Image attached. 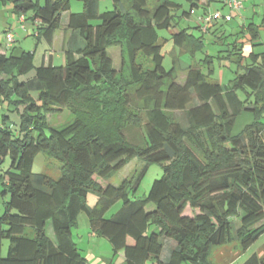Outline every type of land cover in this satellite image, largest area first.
I'll use <instances>...</instances> for the list:
<instances>
[{
  "label": "trees",
  "instance_id": "16d2710c",
  "mask_svg": "<svg viewBox=\"0 0 264 264\" xmlns=\"http://www.w3.org/2000/svg\"><path fill=\"white\" fill-rule=\"evenodd\" d=\"M81 1L83 11L69 13L68 25L85 44L67 50L63 65H41L23 80L34 68V52L0 53V101L21 114L16 133L9 115L0 121V165L11 158L0 175L10 193L0 216V264H91L73 233L83 212L114 254L124 251L126 264H215L213 248L234 240L246 251L264 234V51H252L251 63L236 70L229 84L210 81L197 65L187 67L181 84L176 62L164 67L162 49L170 39L184 52L204 46L203 35L180 24L201 0H186L190 9L181 15L174 0H128L125 11L119 8L123 0H113L114 9L102 13L101 0ZM0 2L38 22L37 38L49 45L71 9V0ZM258 28L248 25L253 41ZM164 29L174 30L170 39L160 38ZM113 46L123 51L119 73L108 52ZM237 54L242 66L243 55ZM141 55L152 68L140 62ZM64 109L74 119L62 128L51 126L48 115ZM244 110L256 118L234 135ZM131 127L144 130L143 145L128 139ZM40 153L62 163L58 179L34 172ZM135 158L143 162L137 175L104 186ZM152 164L164 165V174L144 198H132ZM89 192L100 196L93 207ZM119 200L121 208L105 217ZM164 238L177 243L167 260ZM4 239L10 242L6 257ZM244 264H264V255L254 253Z\"/></svg>",
  "mask_w": 264,
  "mask_h": 264
},
{
  "label": "rangeland",
  "instance_id": "374dc122",
  "mask_svg": "<svg viewBox=\"0 0 264 264\" xmlns=\"http://www.w3.org/2000/svg\"><path fill=\"white\" fill-rule=\"evenodd\" d=\"M181 4V9L178 15H181L183 11H188L190 5L186 0H174ZM243 2V8L239 11H231V9L224 5V0H218L211 3L208 8L211 11H221L222 14L226 15L233 13V19L230 22H226L224 19L219 21V25L214 28L217 24L210 27L207 33H203L197 25L196 17L203 13V7L196 9L195 13L191 14L190 18H183L180 22L182 27H190L189 30L196 36L203 35L204 46L194 53L184 52L178 47H175L173 41L170 39L172 30H159L160 38H168L163 45L162 52L165 56L164 67L169 70L173 67L174 62L179 68L178 83H184L187 74V67L189 65H197L207 75L210 81H218L223 85L229 84V82L235 77L236 70L243 71V65L251 63L249 54L252 51L262 52L264 51V0H241ZM154 2L150 3L153 6ZM119 8L123 11L129 9L128 0H123L119 5ZM8 5H4L0 2V51L7 52V55L14 54V52L20 51H32L34 52V68L27 75L23 76V80L31 79L35 75L37 67L43 65V55L50 52V46L44 38L38 39L32 29L28 28L30 20L21 24L18 22L16 14L12 15ZM114 9L113 0H101L99 4V12H105ZM83 10V2L81 0H71L70 12L63 15L62 23L67 22L69 13ZM8 11V12H6ZM6 20H10L13 24L11 28L15 35V41L12 46H8L6 35H7V24ZM250 22H254L259 25V37L256 41H253V35L248 29ZM98 23V21H93ZM62 25V27H63ZM64 30H61L58 37L61 38ZM71 41L68 39V43ZM58 43V42H57ZM259 43V44H257ZM241 48L236 50L235 45ZM56 48L57 45L55 46ZM118 47H113L111 53L113 56V50L116 58V64L118 67V73L122 72L123 69V51L122 49L116 50ZM60 52V51H59ZM237 53H242L243 59L241 65L236 62L238 58ZM240 57V56H239ZM140 62H143L149 68H152V62L146 57L140 56ZM66 61L62 54L54 56V63L61 64ZM47 62V61H46ZM48 63V62H47ZM3 76V75H2ZM1 76V77H2ZM32 95L37 97V91L33 89ZM239 95L242 100H245V92L239 90ZM22 110V108H20ZM65 111V112H64ZM4 114H8L9 118L7 122L11 126L12 130L16 133L19 131L21 123V114L18 110H13V107L8 104L7 101H0V121ZM59 114L58 118L57 115ZM180 113H178V116ZM49 122L52 125L59 126L62 128L68 121L71 122L74 116L70 109H64L59 113H52L48 115ZM255 114L248 110H244L237 115L235 125L232 133L237 135L241 133L248 124H251L255 120ZM68 122V123H69ZM128 139L134 143L143 145L144 141V130L141 127H131L126 130ZM11 158L8 156L6 160L0 165V175L10 167ZM62 163L58 160L49 157L45 153H40L34 162V172L39 173L45 171L52 178L58 179L61 174ZM143 169V162L139 159H133L126 167H124L119 173L114 175L109 181H106L104 186L112 184L115 186L120 185L125 179L132 178L137 175ZM164 174V165L152 164L147 173L145 174L138 190L135 195H131L132 198H144L150 191L153 182L161 178ZM6 190V191H5ZM99 194L96 192H89L87 202L90 207H93L99 201ZM10 199V193L7 191V186L0 181V216L4 214L6 210V203ZM122 206V201H117L105 214V217L110 218L115 214ZM153 206V205H152ZM236 227L240 225V220L235 218L232 220ZM91 231L89 219L86 213H81L78 218L77 226L73 227V233L75 240L79 239V236L86 234ZM47 233L50 237H54V231L51 222L47 224ZM83 236V235H82ZM104 239V238H103ZM107 243V248H112L111 244L107 239H104ZM9 240H3L2 255L6 257L8 255ZM86 240L80 243V247L84 248ZM94 256L101 253L105 258L110 253L106 247H99L94 250ZM169 248L163 251V258H167L169 254ZM254 253L259 256L264 255V234L250 246L246 251L241 250L239 242L234 240L225 246L214 247L212 250V259L215 264H244ZM84 255V253H82ZM85 256V255H84ZM86 257V256H85ZM88 258V257H87ZM105 263H109V259H105Z\"/></svg>",
  "mask_w": 264,
  "mask_h": 264
},
{
  "label": "crops",
  "instance_id": "0c3cea01",
  "mask_svg": "<svg viewBox=\"0 0 264 264\" xmlns=\"http://www.w3.org/2000/svg\"><path fill=\"white\" fill-rule=\"evenodd\" d=\"M5 5H8L9 8H11V10L8 9V11L11 12L12 15L13 14L15 15V13L13 12V9H12V5L9 4V3L5 4ZM208 6H209V4H207L206 0H201V6L199 8L203 7V12H206L207 10H209ZM199 8H197V9H199ZM8 11H6V12H8ZM82 11L83 10L72 12V13H80ZM16 17H17L18 22H20V16L16 15ZM196 19H197V17H196ZM6 21H8V20H6ZM28 21H26V22H28ZM68 22H69V17L67 19V22L64 23V25L62 23L60 28L55 32L53 43L51 45L48 44L50 46V52L48 54L45 53L43 55V65H45V66H48L49 64H53V65H56V66L63 65L64 61L61 64L54 63L53 62L54 61V56H56L57 54L60 53V54H62L65 57V52L67 50H74L75 51V50H77L79 48H82L84 46L85 39L83 38V36L81 35V33L79 31H77V30L74 31L73 29H71L69 27V25H68ZM6 24L8 26L7 30H6V32H7L8 30H10L13 27V24L10 22V20L8 22H6ZM216 24L217 25L214 28H216L220 23H216ZM28 25H29L28 28L32 29L34 31V33H35V36L37 37V33H38L37 32V28H38V25H39L38 22L30 21V23ZM62 25H63V27H62ZM197 26H198V23H197L196 27ZM61 30H64V33H63L62 37L59 38L58 34H59V32ZM173 33H174V30H172L171 35ZM68 39L71 40V41H69V43L67 42ZM56 45H57L58 48L55 47ZM113 47H118L116 50L122 49L120 46H113ZM113 47H110L108 49V52H109L110 57L112 58L114 68L116 70H118V67H117V64H116V61H115L116 60L115 54H117V53H114L115 50H113V56H112V53H111V49ZM23 51L18 50L17 52H14V54H20ZM0 53L7 55V52L0 51ZM58 116H59V114L57 115L56 118H58ZM50 125L54 126V127H57V126L52 125V124H50ZM82 235L79 236V239L76 240V242H77L78 247L81 250V252L84 253V255L86 257H88V259H89L91 264H126L124 251H120L119 253L114 254L112 248L111 249L107 248V243L104 240L106 238L103 239V237L98 236L92 230L89 232V234L87 236H86V234H82ZM84 240H86V243L84 244L85 246H83L84 248H81L80 247V243H82V241H84ZM163 243H164V249L167 246L169 248V252L171 251V249L175 248V246L177 244L175 240L170 239V238H164L163 239ZM99 247H106V249H108V251L111 250V254L109 253L106 256V258L109 259V263H105V259L106 258L101 253H99V256H97V254L94 256V253H95L94 250H96V248H99ZM169 255H170V253L168 254L167 258H163V255H162V259L163 260H167L169 258ZM148 264H155V263H148Z\"/></svg>",
  "mask_w": 264,
  "mask_h": 264
},
{
  "label": "built area",
  "instance_id": "2783aa9c",
  "mask_svg": "<svg viewBox=\"0 0 264 264\" xmlns=\"http://www.w3.org/2000/svg\"><path fill=\"white\" fill-rule=\"evenodd\" d=\"M224 5L229 7L231 11H239L243 8V2L241 0H224ZM196 10L192 11V13H195ZM224 19L226 22H229L233 19V13L229 14H222L221 11H211L207 10L206 12H203L202 14H199L197 16V23L199 29L203 33H207L210 27L216 23H219L220 20ZM20 22L25 25L26 22V16L22 15L20 16ZM8 46H12V44L15 41V35L12 29L7 31L6 35ZM1 125V122H0Z\"/></svg>",
  "mask_w": 264,
  "mask_h": 264
}]
</instances>
